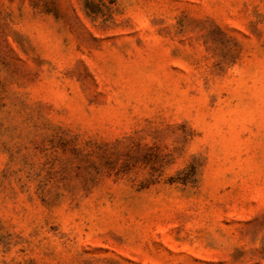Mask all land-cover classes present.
I'll list each match as a JSON object with an SVG mask.
<instances>
[{
    "label": "rangeland",
    "instance_id": "374dc122",
    "mask_svg": "<svg viewBox=\"0 0 264 264\" xmlns=\"http://www.w3.org/2000/svg\"><path fill=\"white\" fill-rule=\"evenodd\" d=\"M0 264H264V0H0Z\"/></svg>",
    "mask_w": 264,
    "mask_h": 264
}]
</instances>
